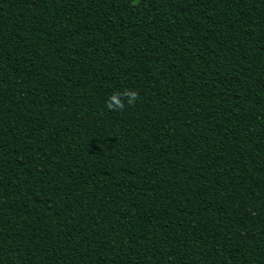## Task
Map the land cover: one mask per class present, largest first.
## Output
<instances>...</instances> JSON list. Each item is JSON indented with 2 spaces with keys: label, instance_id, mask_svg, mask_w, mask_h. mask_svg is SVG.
Segmentation results:
<instances>
[{
  "label": "trees",
  "instance_id": "obj_1",
  "mask_svg": "<svg viewBox=\"0 0 264 264\" xmlns=\"http://www.w3.org/2000/svg\"><path fill=\"white\" fill-rule=\"evenodd\" d=\"M0 264H264V0H0Z\"/></svg>",
  "mask_w": 264,
  "mask_h": 264
},
{
  "label": "clouds",
  "instance_id": "obj_2",
  "mask_svg": "<svg viewBox=\"0 0 264 264\" xmlns=\"http://www.w3.org/2000/svg\"><path fill=\"white\" fill-rule=\"evenodd\" d=\"M133 3H135V0H133ZM123 95L127 98V103L129 105L133 104L136 100H138V94L135 91H128L126 90L123 94L120 93H114L110 98L109 102L106 104V107L109 110L112 111H118L122 110L124 107V104L122 100L120 99V96Z\"/></svg>",
  "mask_w": 264,
  "mask_h": 264
}]
</instances>
